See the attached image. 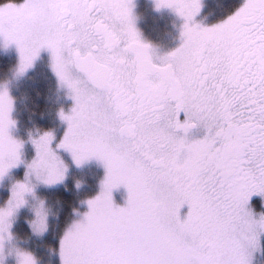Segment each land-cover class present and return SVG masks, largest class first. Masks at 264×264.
I'll return each instance as SVG.
<instances>
[{"label": "snow or ice", "instance_id": "snow-or-ice-1", "mask_svg": "<svg viewBox=\"0 0 264 264\" xmlns=\"http://www.w3.org/2000/svg\"><path fill=\"white\" fill-rule=\"evenodd\" d=\"M154 3L183 20L179 46L163 56L136 28L133 0L0 4V43L15 46L17 76L46 51L72 101L58 112V140L29 134L27 160L0 87V185L24 169L0 205V264H40L13 227L38 185L66 179L61 151L105 175L50 249L59 264H252L264 236L251 205L260 197L264 208V0H243L212 26L195 22L200 0ZM121 187L123 206L113 199ZM48 219L41 201L32 234H46Z\"/></svg>", "mask_w": 264, "mask_h": 264}, {"label": "rangeland", "instance_id": "rangeland-1", "mask_svg": "<svg viewBox=\"0 0 264 264\" xmlns=\"http://www.w3.org/2000/svg\"><path fill=\"white\" fill-rule=\"evenodd\" d=\"M148 2L149 4L145 3L139 7L141 8V14L138 8V17L135 21L136 28L142 36L148 35L159 38L156 45L168 49L173 45L171 43L173 38L180 36L183 20L172 10H156L154 0H148ZM200 2L201 11L195 17V22L203 26L205 24L212 26L233 14L242 5L243 0H200ZM133 4L134 13L137 0H133ZM177 21H179V24H177ZM0 44V57H5L7 54H13L17 57V63L11 64L9 69H6L7 71L0 68V87H6L14 101L11 114H13L12 119L16 124L12 130V135L24 141V157L30 160L34 155V149L29 142V134L36 136L38 133L51 130L58 140L66 127L58 118V112L61 108L68 111L72 101L58 87L57 79L50 68L48 52L42 51L36 60L39 61L43 58L46 64H35V61V67L33 66L34 68L28 70L29 73L26 72L22 76H17L19 56L15 46L5 49L2 43ZM45 54L48 57H45ZM4 59L6 60V57ZM61 156L64 159L62 154ZM66 164H70L69 161L66 160ZM100 167L103 168L102 165ZM23 172V167L14 169L4 179L2 185H0V205L8 198L9 192L7 189L16 180L23 179ZM82 178V174H77L75 170L68 167L66 179L63 183L54 187L38 185L35 189V197H27L28 203L18 212L13 232L21 242L20 246L34 252L40 264H59L58 257L50 249L56 248L58 238L65 224L73 218V210H79L81 213L85 212L87 207L82 204V201L94 197L98 193L97 189L94 192L91 186L81 187L80 181ZM41 201L44 202L49 212V228L43 236H35L29 228V222L34 219V211L39 207ZM65 202H67L68 208L63 204ZM251 205L256 214L264 213V208L261 207V198H252ZM51 241H54L52 246ZM263 242L264 236L261 237L260 249L253 253L252 264H262L261 248Z\"/></svg>", "mask_w": 264, "mask_h": 264}, {"label": "flooded vegetation", "instance_id": "flooded-vegetation-1", "mask_svg": "<svg viewBox=\"0 0 264 264\" xmlns=\"http://www.w3.org/2000/svg\"><path fill=\"white\" fill-rule=\"evenodd\" d=\"M20 2H22V0ZM145 3L149 4L148 0H137V4L135 5V11H134L136 19L138 17V8L142 4H145ZM208 8H209V5H208ZM140 10H141V8H139V13H140ZM138 24H139V22H138ZM177 24H179V21H177ZM204 26H208V25L205 24ZM141 37H142V39L144 41L150 43L151 45H153V46H155L157 48L158 55L166 54L169 51H171V50L175 49L176 47H178L179 44H180L179 36H177V38H173V41L171 42L173 45L170 48H168V49H166L163 46L156 45L157 41L159 40V38H156L154 36H148V35H146V36L145 35L144 36L141 35ZM0 48H1V44H0ZM5 57L13 65L17 63V57L15 55L7 54V56H5ZM45 57H48L47 54H45ZM38 63H41V64L45 63L46 64V62H45V60L43 58H41V60H39V61H36L35 64H38ZM27 73H29V72H27ZM11 117L13 118V114H11ZM59 154L60 155L62 154L64 156L65 162H66V160L69 161L70 164H68V167L70 169L75 170V172L77 174H82L83 178L80 181V186L81 187L87 188V187L91 186L92 189L94 190V192H95V189H97V191H99L100 182L102 181V179L104 178V175H105V170L103 168H101L99 164H97L93 160V161L85 163L81 167H76L72 163V160H71V157L69 156V154L64 153L62 151ZM253 198L255 199V198H260V197H253ZM113 199H114V202L117 205L123 206L126 203V200H127V191H126V189L120 188L118 190H114ZM186 212H187V209L185 207V208H183L181 210V215H184ZM261 251H262V248H261Z\"/></svg>", "mask_w": 264, "mask_h": 264}, {"label": "trees", "instance_id": "trees-1", "mask_svg": "<svg viewBox=\"0 0 264 264\" xmlns=\"http://www.w3.org/2000/svg\"><path fill=\"white\" fill-rule=\"evenodd\" d=\"M21 0H15V2L16 3H19ZM5 2H7V0H0V4H3V3H5ZM5 57L4 56H1L0 57V62H1V64H0V68H2L4 71L7 69H9V66L11 65V63L9 62V60L8 59H4ZM6 70V71H7ZM5 73V72H4ZM34 94V93H33ZM36 102H38V101H36ZM34 104V103H33ZM34 105H36V104H34ZM35 108V107H34ZM67 203V202H66ZM66 203H63V204H65V206L68 208V206H67V204ZM65 211V210H64ZM66 212V211H65ZM55 238H56V236H55ZM51 243V246H52V244L54 243V241H51L50 242ZM261 263L262 264H264V242L262 243V251H261Z\"/></svg>", "mask_w": 264, "mask_h": 264}, {"label": "clouds", "instance_id": "clouds-1", "mask_svg": "<svg viewBox=\"0 0 264 264\" xmlns=\"http://www.w3.org/2000/svg\"><path fill=\"white\" fill-rule=\"evenodd\" d=\"M153 46V45H152ZM153 48L155 49L156 53L158 54V50L155 46H153ZM164 55V54H163ZM163 55H160V56H163Z\"/></svg>", "mask_w": 264, "mask_h": 264}]
</instances>
